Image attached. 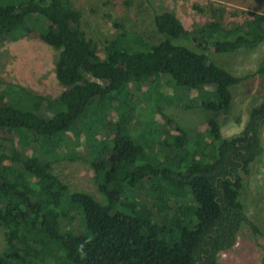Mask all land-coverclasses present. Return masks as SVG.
<instances>
[{
  "label": "trees",
  "instance_id": "16d2710c",
  "mask_svg": "<svg viewBox=\"0 0 264 264\" xmlns=\"http://www.w3.org/2000/svg\"><path fill=\"white\" fill-rule=\"evenodd\" d=\"M148 8L161 39L147 44L122 32L100 57L72 0H0V40L37 32L56 50L54 76L63 88L35 105L24 88L0 84V132L17 140L0 149V264H218L242 227L259 233L240 191L263 153L264 93L241 132L222 137L219 116L243 79L205 51H253L264 42V12L228 30L211 21L193 32L172 11ZM257 74L264 91V60ZM163 83L182 109L208 114L205 133L175 127L168 135ZM147 109L165 118L158 132L140 129L139 110ZM68 133L83 135L103 202L71 192L54 174Z\"/></svg>",
  "mask_w": 264,
  "mask_h": 264
},
{
  "label": "rangeland",
  "instance_id": "374dc122",
  "mask_svg": "<svg viewBox=\"0 0 264 264\" xmlns=\"http://www.w3.org/2000/svg\"><path fill=\"white\" fill-rule=\"evenodd\" d=\"M72 0L76 9L81 12L80 28L93 40L98 49V56L103 57V44L118 37L122 32H136L147 44H155L161 39L152 28L148 4L156 10L172 11L183 27L188 31H197L204 24L217 21L228 30L251 18L253 13L264 12V0ZM148 3V4H147ZM187 46L193 47L189 41ZM211 61L218 66L241 77L240 86L233 89L234 100L225 114L219 116L222 137L239 134L248 119V108L257 104L263 96L261 80L257 74L258 67L264 60V42L253 51L235 54H217L205 51ZM56 50L44 43L37 32L28 35L15 33L0 40V84H13L24 88L36 97L35 105L44 99H55L63 88L54 76V57ZM162 110L165 118L170 119L167 130L173 137L180 127L186 132L203 134L207 129L208 114L199 110L186 111L172 99L173 90L167 84L160 88ZM143 90L136 93V100H142ZM193 102L196 95L191 94ZM145 105H156L146 100ZM141 107H145L141 105ZM151 109L139 110L144 114L140 129L155 130L165 125V118L150 114ZM139 116V117H140ZM112 119H114L112 117ZM155 132H158L155 130ZM68 149L65 154L52 163V169L71 192L84 191L99 202L103 197L97 190L94 172L88 163V150L83 135L68 133ZM140 140L146 134L140 133ZM158 140L163 138L159 134ZM2 139H5L4 141ZM7 139L13 138L6 132H0V149L9 147ZM263 153L251 165L248 175L243 176L240 198L247 217L258 227L259 233L242 227L237 234L235 245L220 252L218 264H264V128L260 134ZM137 141V140H136ZM75 223V222H74ZM3 230L0 227V252L3 247Z\"/></svg>",
  "mask_w": 264,
  "mask_h": 264
}]
</instances>
